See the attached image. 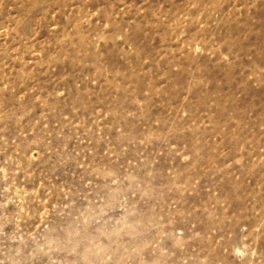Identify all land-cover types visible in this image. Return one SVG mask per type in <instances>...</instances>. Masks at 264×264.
I'll return each instance as SVG.
<instances>
[{
    "label": "rangeland",
    "instance_id": "374dc122",
    "mask_svg": "<svg viewBox=\"0 0 264 264\" xmlns=\"http://www.w3.org/2000/svg\"><path fill=\"white\" fill-rule=\"evenodd\" d=\"M0 264H264V0H0Z\"/></svg>",
    "mask_w": 264,
    "mask_h": 264
}]
</instances>
